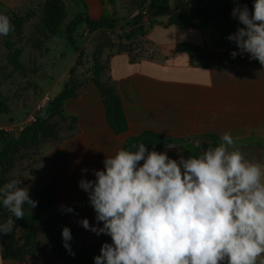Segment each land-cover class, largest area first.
<instances>
[{
	"label": "clouds",
	"instance_id": "obj_1",
	"mask_svg": "<svg viewBox=\"0 0 264 264\" xmlns=\"http://www.w3.org/2000/svg\"><path fill=\"white\" fill-rule=\"evenodd\" d=\"M231 15L243 25L227 37L239 49L231 56L248 53L264 65V0H254L251 12L237 4ZM14 31L11 19L0 14V36ZM131 147L136 150L106 155L104 168L93 170L95 180L79 181L103 226L87 218L79 223L112 239L102 244L94 264H257L264 255V166L249 160L229 132L218 147L179 160L144 143ZM20 184L13 179L0 187V207L9 213L0 238L37 206ZM71 240L64 226L63 246L74 257Z\"/></svg>",
	"mask_w": 264,
	"mask_h": 264
},
{
	"label": "crops",
	"instance_id": "obj_2",
	"mask_svg": "<svg viewBox=\"0 0 264 264\" xmlns=\"http://www.w3.org/2000/svg\"><path fill=\"white\" fill-rule=\"evenodd\" d=\"M29 3L30 0H0V13L23 10ZM194 31L200 30L157 19L144 37L135 39L140 41L137 48L123 46L109 57L100 83L104 88L114 86L121 99L127 124L124 133L117 134L110 126L101 93L93 83L80 88L77 97L66 102L64 117L69 124L66 131H59L58 147L44 153L47 164L40 174L43 181L39 186L46 192L55 185L54 179L59 206L70 207L87 198L79 181L95 180L93 170L104 168L106 155H114L124 148L128 138L145 131L175 138L215 134L220 140L229 132L249 160L264 166V65L244 53L238 54L235 64L216 66V52L207 49L201 31L199 41L189 39ZM198 47L208 54L205 65L198 56ZM236 51L239 53L237 46ZM178 59L183 64L181 70L176 69ZM12 119L2 118L0 129L10 120H17ZM3 148L0 143V153ZM158 152H166L174 160L186 158L176 145ZM85 168L88 171L82 173ZM95 215L91 205L80 207L68 218V225L80 234L83 245L112 243L110 236H98L79 223L87 218L90 224L102 227ZM50 242L51 238L46 244L41 241L47 248ZM7 248L8 243L0 238V264H72L50 249L41 255L3 259ZM261 260L264 255L258 257L257 264Z\"/></svg>",
	"mask_w": 264,
	"mask_h": 264
},
{
	"label": "rangeland",
	"instance_id": "obj_3",
	"mask_svg": "<svg viewBox=\"0 0 264 264\" xmlns=\"http://www.w3.org/2000/svg\"><path fill=\"white\" fill-rule=\"evenodd\" d=\"M194 1L171 0L173 12L180 13L194 7ZM83 2L90 18L109 17L116 21V27L114 30L89 33L81 26L76 33L82 50L81 55L74 53L64 38L52 34L53 28L66 25L83 10V4L79 0H30L29 5L23 10L0 13L7 15L15 26V31L10 35L0 36V101L9 111L8 115H0V120L7 116L14 118L12 121L21 120L32 111L43 95L47 94L50 101L65 86L76 90L77 94L80 88L93 83L94 78L101 76L115 50L123 46L134 50L140 44L134 37L127 38L132 29L127 21L138 14L146 13L149 0H83ZM167 20V17L158 18V21L163 23ZM220 30L226 31L224 25ZM225 33L227 38L235 33V28ZM199 36L200 31L188 35L189 39L195 41H199ZM203 38L207 49L216 52L214 42L207 36ZM231 46L235 48L237 45L234 42ZM175 65L177 70H181L183 64L178 59ZM174 74L178 75L177 72ZM67 123L65 117L54 115L48 125L50 131L57 135L50 136L47 130H42L36 143L18 147L19 150L13 158L14 165L6 172V181L20 179L19 186L28 187L30 197L35 201L40 200L45 193L39 188L43 181L40 174L47 164L44 153L58 147L59 131L61 128L66 131ZM53 183L56 186L54 179ZM54 190L53 188L52 194ZM58 207L60 208L59 205ZM7 218L8 215L1 213L0 223ZM15 223L10 235H13L12 240L15 244L21 245L25 230L20 223ZM37 231L43 243L50 241V237L44 235L39 228Z\"/></svg>",
	"mask_w": 264,
	"mask_h": 264
},
{
	"label": "trees",
	"instance_id": "obj_4",
	"mask_svg": "<svg viewBox=\"0 0 264 264\" xmlns=\"http://www.w3.org/2000/svg\"><path fill=\"white\" fill-rule=\"evenodd\" d=\"M83 4V10L66 25H61L52 29V34L57 37L64 38L74 53L81 55L82 50L78 44L77 30L84 26L89 33L98 30H114L116 21L109 17L103 16L100 19H92L86 12V5L83 0H79ZM195 6L188 8L180 13H174L171 0H149L147 11L144 14H138L128 20V26H132L131 31L127 34V38L144 37L149 29L157 22L160 17H167L168 25H177L181 28H196L201 31L204 36L210 38L216 46L215 61L216 66L223 64H235L239 55L235 58L231 56V52L236 51L234 42L226 38L225 32L235 28V32L239 27H243L238 20L231 17L234 7L247 5L250 11L253 10L254 0H195ZM149 16L148 22L144 23V18ZM224 25L226 31H221L220 27ZM216 28H219L216 30ZM216 34V35H213ZM198 56L205 65L208 55L204 48H197ZM237 52V51H236ZM257 60V59H256ZM258 61V60H257ZM93 84L99 89L102 100L104 102L107 119L110 126L117 134H122L127 129L126 117L123 111L121 99L114 86L104 88L100 83V76L94 78ZM83 85V84H82ZM76 90L65 86L63 90L42 109L37 117L36 123L26 128L17 137L10 136L0 129V143L4 145L0 153V187L7 183L6 172L8 168L14 165V155L18 152V147H27L33 145L38 140V136L42 130H47L48 134L57 135L50 131L48 125L50 119L54 115L64 117L65 104L68 100L76 98ZM8 108L0 101V115H8ZM54 130V129H53ZM55 137V136H54ZM221 142L219 136L215 134H204L200 137L175 138L169 135H162L154 131H145L137 136L128 138L125 142L124 149L135 151L131 146L144 143L149 151H162L168 149L167 144L171 146H179L185 157L199 156L202 154L203 145L208 144L212 148L219 146ZM213 145V146H212ZM57 186V185H56ZM52 185L51 188L37 199V208L25 212L23 219H17L15 222L20 223L25 232L22 237L21 245L15 244L12 240L13 235L4 234L1 238L4 243H8L7 250L3 253V259H22L26 256L41 255L46 250H52L61 259L72 264H94V257L100 254L99 245L87 246L77 250V245L81 242L80 234L71 229L67 224V219L80 207L90 205L88 197L81 200L76 205L70 206L74 209L72 213H63L58 207V190ZM54 194H52V189ZM9 213L0 207V214ZM67 226L71 229L72 240L69 242L75 256L69 255L63 246L62 228ZM41 229L43 234L51 238V242L47 247L42 245L37 236V229Z\"/></svg>",
	"mask_w": 264,
	"mask_h": 264
},
{
	"label": "built area",
	"instance_id": "obj_5",
	"mask_svg": "<svg viewBox=\"0 0 264 264\" xmlns=\"http://www.w3.org/2000/svg\"><path fill=\"white\" fill-rule=\"evenodd\" d=\"M149 16L147 15L144 18V23L148 22ZM49 96L47 94L43 95L38 104L33 107L32 111L21 120H15L14 122L9 123L7 126L2 128L4 132H6L10 136H17L21 132H23L26 128L33 125L37 121V117L39 116L42 109L49 102Z\"/></svg>",
	"mask_w": 264,
	"mask_h": 264
},
{
	"label": "water",
	"instance_id": "obj_6",
	"mask_svg": "<svg viewBox=\"0 0 264 264\" xmlns=\"http://www.w3.org/2000/svg\"><path fill=\"white\" fill-rule=\"evenodd\" d=\"M208 147V144H204L203 145V150H206V148ZM83 247V244L80 242L78 245H77V250L81 249Z\"/></svg>",
	"mask_w": 264,
	"mask_h": 264
}]
</instances>
